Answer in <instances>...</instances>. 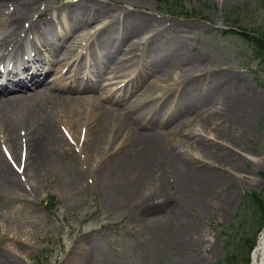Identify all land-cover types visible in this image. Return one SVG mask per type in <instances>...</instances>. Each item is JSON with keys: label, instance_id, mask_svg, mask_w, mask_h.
<instances>
[{"label": "rangeland", "instance_id": "obj_1", "mask_svg": "<svg viewBox=\"0 0 264 264\" xmlns=\"http://www.w3.org/2000/svg\"><path fill=\"white\" fill-rule=\"evenodd\" d=\"M78 3L88 6L97 3L100 9L107 8L98 19L66 37L68 40L82 30L86 33L77 39L81 72L96 60L102 46L96 36L103 25L112 20L107 31L121 27L123 13L127 11L153 23L150 29L133 37L142 43L141 47L145 45L142 54L147 59L156 61L175 49L176 42L185 44L186 53L171 67L167 88L155 89L148 104L163 95L159 103L165 106L176 90L188 85L190 77L197 78L199 83H212L216 76H235L230 80L233 84L240 79L244 86L264 98V64L253 56L246 36L264 33V0H142L135 5L130 0H35L33 20L45 27L52 16L60 26L65 25L68 5L73 7ZM43 8H47L45 15L37 19L36 13ZM230 29L248 34L224 32ZM4 34L1 32L0 38ZM149 41L154 44L151 48ZM189 67L193 70H188ZM132 71V68L121 70L112 79L106 73L101 79L106 87L104 96L117 97L139 69L129 74ZM228 103L226 99L220 107L225 109L232 101ZM140 109L139 106L135 111ZM177 111L179 109L167 112V122H153L152 114L145 116L144 113L138 118L136 129L162 131L174 123ZM199 115L188 117L193 132L181 134L172 142L177 144L184 161L200 166L206 177L226 179L217 189L218 195L231 196L229 207L223 213H213L201 206L199 196L192 194L184 178V162L177 158L167 167L169 174L163 183L153 182L149 187L144 184L140 195H127V188L133 192H137V188L132 182L134 179L125 176L122 190L112 195L110 188L94 182L91 175L85 173L88 164L82 144L86 139H79L81 129L71 120L58 116L55 126L68 143L63 150V162L67 170L85 175L84 182L72 191H65L57 176L49 174L44 179L27 183L21 179L24 181L22 190L1 188L0 253L17 264H245L248 247L240 240L246 231L255 230V227L248 228L246 217H243L245 211H249L246 194L257 192L264 200V104L259 113L252 116L251 123L246 124L225 123L220 119L204 125L205 113L199 111ZM120 117H123L121 121L128 119L125 114ZM199 128L200 134L194 136ZM218 129L224 136L215 135ZM25 131L19 127V137L23 141L27 137L22 135ZM122 132L114 138L113 146L107 148L101 160L129 144L124 141V130ZM201 136L212 146L215 155L221 157L198 158L200 152L192 140ZM179 138L186 139L187 146ZM20 144L21 140L13 150L16 155ZM1 145L6 149L9 142L0 133V154L3 155ZM113 184L116 182L110 183ZM158 188L162 189L161 193L155 192ZM49 195L56 198L54 211H49L43 202ZM192 226L199 227L197 235ZM190 237L197 240L203 237L204 245L211 247L192 250L188 244Z\"/></svg>", "mask_w": 264, "mask_h": 264}, {"label": "bare ground", "instance_id": "obj_2", "mask_svg": "<svg viewBox=\"0 0 264 264\" xmlns=\"http://www.w3.org/2000/svg\"><path fill=\"white\" fill-rule=\"evenodd\" d=\"M34 1L0 0V32L6 31L5 36L0 38V63L11 50L13 62L23 65L19 69L13 65L9 66L5 79L1 80L0 77V133L6 136L12 152L17 149L21 140L19 153L16 155L14 152L15 157L12 160L20 162L21 150L24 147L26 173L22 174L26 180L44 179L49 174H54L61 184V189L65 191H72L84 182L85 175L67 170L63 162V150L68 143L55 126L56 122L58 124V116H62L81 129L79 139H86L82 144L88 164L85 173L90 174L94 182L110 188L112 195H118L122 190V180L125 176L134 179L132 182L137 188V192L127 188V195H140L144 184L149 187L153 182L163 183L169 174L167 167L177 158L184 162V178L190 184L192 194L199 196L201 206L213 213H223L229 207L231 196L227 195L226 198L218 195L217 189L226 179L219 176L206 177L200 166L186 163L181 154L179 155L180 152L178 153L177 144L172 140L181 134L189 135L193 132V128L188 124V117L200 116L199 111L205 113L204 125L210 121L217 123L220 119L225 123L233 122L232 124L251 123L252 116L258 114L264 104L263 95L244 86L240 79L237 84H233L230 80L235 79V76H216L212 83H199L197 78L190 77L188 85H182L176 90L165 106L159 103L165 91L162 96L148 104L155 89L167 88L171 67L186 53L183 50V42H176L175 49L167 51L168 53L156 61L147 59L142 54L145 45L141 47L142 43L133 37L150 29L153 23L149 22V19H142L141 16H134L125 11L124 24L121 27L107 31V26L112 24V20L103 25L96 36V41L102 43L96 60L85 67L84 75H80L78 69L81 58L76 56L75 41L86 33L77 32L68 40L66 37L75 29L98 19L107 8L100 9L97 3L96 6H88L86 3H78L73 7L68 5L67 23L61 32L51 18H48L45 27L33 20L31 13L35 9ZM141 1L130 0V3L135 5L134 3ZM47 8L49 9V6ZM42 13L43 11L39 12L36 17ZM28 33L32 34L30 49L25 44ZM148 45L151 48L154 44L149 41ZM42 50L46 51L45 56L41 54ZM57 55L61 57L58 58ZM72 58L74 67L68 69L69 73H65L68 59ZM129 68L133 70L129 74H133L137 69L139 72L127 81L117 97L104 96L106 87L101 80L104 75L107 73L111 79L117 72ZM188 70H193V67ZM50 71L60 76L52 77L49 75ZM67 78H71V82L62 84ZM226 99H229L228 105L230 101L232 104L223 109L220 105H224ZM157 104L159 106H156ZM139 106L141 109L135 111ZM178 109L174 123L162 131L154 129L147 132L136 129L139 126L138 118L144 113L145 116L151 113L152 121L167 122V112ZM121 114L128 115V119L121 121ZM19 127L26 130L24 133L27 137L24 141L19 137ZM123 130L126 139L124 141L130 146L128 144L125 148H119L115 155L106 156L101 160L103 153L113 146L114 138L121 136ZM199 131L200 128L194 131V136L200 134ZM220 133L218 129L215 135L224 136ZM203 139L201 136L198 140H192L200 152L198 158L221 157L215 155L212 146ZM182 140L187 146V140L179 138V141ZM23 143L25 146H22ZM95 159L97 162H94ZM20 178L21 175L15 172L1 153L0 189H24ZM114 181L116 184L110 185ZM161 191V188L155 189V192ZM191 228L196 235L200 232L198 226ZM190 238L188 244L192 250H208L211 247L204 245L203 237L198 240ZM263 252L264 229L259 233L251 264H261ZM0 264L17 263L9 261L0 253Z\"/></svg>", "mask_w": 264, "mask_h": 264}, {"label": "trees", "instance_id": "obj_3", "mask_svg": "<svg viewBox=\"0 0 264 264\" xmlns=\"http://www.w3.org/2000/svg\"><path fill=\"white\" fill-rule=\"evenodd\" d=\"M261 47L262 48H257L256 51L261 55L258 57L263 59L264 47L263 46ZM262 177L264 179V173H262ZM246 195H248L246 197V207H249V211L246 210L243 217H246L248 228L255 227V230L252 232L250 231L251 229L249 231H246L245 236L240 240L242 245L248 244L247 246L248 250L246 251V255H248V252L252 249L254 245L257 232L261 229V227L264 224V200L259 195V193L256 192L247 193ZM247 263H248V258L246 257V264ZM219 264H223V263L220 262ZM232 264H236V263L232 262Z\"/></svg>", "mask_w": 264, "mask_h": 264}, {"label": "water", "instance_id": "obj_4", "mask_svg": "<svg viewBox=\"0 0 264 264\" xmlns=\"http://www.w3.org/2000/svg\"><path fill=\"white\" fill-rule=\"evenodd\" d=\"M262 264H264V256H263Z\"/></svg>", "mask_w": 264, "mask_h": 264}]
</instances>
